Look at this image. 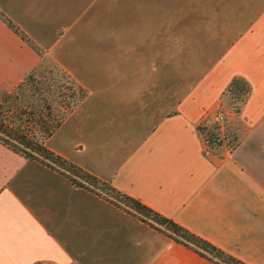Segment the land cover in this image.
<instances>
[{"label":"crops","instance_id":"1","mask_svg":"<svg viewBox=\"0 0 264 264\" xmlns=\"http://www.w3.org/2000/svg\"><path fill=\"white\" fill-rule=\"evenodd\" d=\"M45 58L86 89L49 148L264 264V0H0V92ZM235 75L237 144L206 155L197 123ZM41 262L218 264L0 142V264Z\"/></svg>","mask_w":264,"mask_h":264},{"label":"trees","instance_id":"2","mask_svg":"<svg viewBox=\"0 0 264 264\" xmlns=\"http://www.w3.org/2000/svg\"><path fill=\"white\" fill-rule=\"evenodd\" d=\"M1 15L23 39L28 40V36L22 30L9 18ZM37 50L41 52L40 49ZM35 68L27 72L23 79L2 96L0 142L28 158L40 160L56 168L73 183L105 196L175 241L187 245L218 264H249L49 148L46 139L85 96L86 89L64 69H57L58 74L54 75L52 72L35 74ZM250 89L251 86L244 77L235 75L223 94L229 93L232 98L239 101L235 110L238 113Z\"/></svg>","mask_w":264,"mask_h":264},{"label":"built area","instance_id":"3","mask_svg":"<svg viewBox=\"0 0 264 264\" xmlns=\"http://www.w3.org/2000/svg\"><path fill=\"white\" fill-rule=\"evenodd\" d=\"M227 120L228 111L221 100L199 119L197 128L203 140V152L206 155L215 154L221 150L230 153L235 148L237 139L227 130Z\"/></svg>","mask_w":264,"mask_h":264},{"label":"rangeland","instance_id":"4","mask_svg":"<svg viewBox=\"0 0 264 264\" xmlns=\"http://www.w3.org/2000/svg\"><path fill=\"white\" fill-rule=\"evenodd\" d=\"M110 16H116V10L114 11L111 10ZM60 68L61 67L57 65L55 62H53L51 59L45 58L43 59V61L40 62L39 66L35 68V74H40V73L49 74L50 72H52L54 75H56L58 74L57 69ZM5 93L6 92H0V101ZM220 100L222 101L226 110L228 111V120L226 123V128L231 134H233L236 137V131L239 128V121L237 119V112L235 110H236V106L239 104V101L232 98L229 93L223 94ZM39 264H50V263L41 262Z\"/></svg>","mask_w":264,"mask_h":264}]
</instances>
